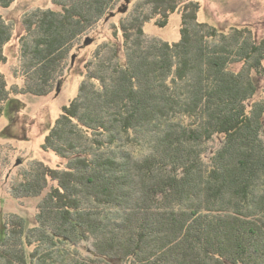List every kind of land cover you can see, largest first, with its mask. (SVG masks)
<instances>
[{
  "label": "trees",
  "instance_id": "16d2710c",
  "mask_svg": "<svg viewBox=\"0 0 264 264\" xmlns=\"http://www.w3.org/2000/svg\"><path fill=\"white\" fill-rule=\"evenodd\" d=\"M119 1L53 0L60 12L27 15L26 85L8 89L0 72V118L11 93L47 95L69 51ZM146 5L148 13L121 25L124 61L115 48L99 54L46 137L45 150L71 160L68 168L38 162L12 188L15 198L38 197L49 179L58 182L39 204L35 227L6 218L0 264H57L89 238L99 260L264 264V102H252L264 77V37L199 22L195 0ZM181 6L179 41L147 39L146 22L160 16L163 27ZM13 30L0 15V63ZM121 134L139 157L120 148ZM215 137L219 147L209 154Z\"/></svg>",
  "mask_w": 264,
  "mask_h": 264
},
{
  "label": "rangeland",
  "instance_id": "374dc122",
  "mask_svg": "<svg viewBox=\"0 0 264 264\" xmlns=\"http://www.w3.org/2000/svg\"><path fill=\"white\" fill-rule=\"evenodd\" d=\"M148 0H130L126 11L120 8L126 3L120 0L113 9L115 14L103 17L81 42L69 51L68 56L51 91L44 96L32 94H12L4 114L0 118V234L4 232V222L10 215L26 219L28 228L36 226L38 206L48 192L58 185L55 180H48L47 187L38 197L15 198L12 188L22 181L26 173L32 171L36 163H43L52 169H66L71 160L62 158L51 150H45L44 144L50 129L64 113V107L69 106L77 98L82 84L87 81V74L97 69L102 59L98 55L110 56L113 48L120 53L124 61L125 37L121 25L129 21L133 15L143 10L149 12ZM199 3L197 19L221 30L247 27L252 30L256 39L264 37V0H195ZM38 10H53L60 12L61 6L53 0H14L7 8L0 7V15L12 24L13 37L4 46L5 60L0 63V72L4 75L8 89L25 87L26 76L23 74L24 61L22 46L25 37H29L24 24L27 15ZM183 7L169 15L165 26L157 24L160 16L144 24L147 39H158L169 43L181 39ZM91 37L93 42L85 45V39ZM73 56L75 59L73 61ZM238 65L236 68H239ZM62 69V71H61ZM97 86L99 83L96 82ZM58 85L60 91L58 92ZM264 102V77L259 79V89L252 102ZM120 148L139 157L141 152L135 142L129 141L121 134ZM219 147V139L215 137L207 144V150L212 153ZM18 161H20L18 163ZM93 239L79 240L76 245H70L69 251L61 255L57 264H74L76 262H92L94 264H133L128 260H99L94 252ZM98 262V263H97Z\"/></svg>",
  "mask_w": 264,
  "mask_h": 264
},
{
  "label": "water",
  "instance_id": "95a60500",
  "mask_svg": "<svg viewBox=\"0 0 264 264\" xmlns=\"http://www.w3.org/2000/svg\"><path fill=\"white\" fill-rule=\"evenodd\" d=\"M126 1V3L123 5V7L122 8H120V10L121 11H126L127 10V8H128V3H129V1L130 0H125ZM112 16H113V14H111ZM93 42V39L91 38V37H88V38H86L85 39V42H84V44L85 45H89V44H91ZM74 59H75V56H73V61H74ZM60 85H58V92L60 91V87H59ZM20 161H18V163H19Z\"/></svg>",
  "mask_w": 264,
  "mask_h": 264
}]
</instances>
